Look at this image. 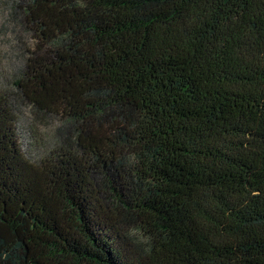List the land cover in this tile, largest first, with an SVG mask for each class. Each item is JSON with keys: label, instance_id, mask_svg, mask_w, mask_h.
Segmentation results:
<instances>
[{"label": "trees", "instance_id": "16d2710c", "mask_svg": "<svg viewBox=\"0 0 264 264\" xmlns=\"http://www.w3.org/2000/svg\"><path fill=\"white\" fill-rule=\"evenodd\" d=\"M10 8L0 264H264V0Z\"/></svg>", "mask_w": 264, "mask_h": 264}, {"label": "rangeland", "instance_id": "374dc122", "mask_svg": "<svg viewBox=\"0 0 264 264\" xmlns=\"http://www.w3.org/2000/svg\"><path fill=\"white\" fill-rule=\"evenodd\" d=\"M16 1L18 0H0V91L2 92L14 90V80L20 74L30 44V33L21 29L15 21H12L10 15V5ZM16 113L19 117L17 128L23 149L38 157L42 152V148L38 147L36 138L35 142L32 141V144H30L32 137L26 127L28 109L22 106V108L17 109ZM50 131L51 128L40 130V138L42 139L40 143L43 144V147L45 145L51 146L53 143L50 141Z\"/></svg>", "mask_w": 264, "mask_h": 264}]
</instances>
